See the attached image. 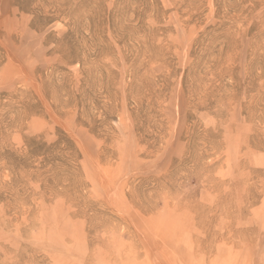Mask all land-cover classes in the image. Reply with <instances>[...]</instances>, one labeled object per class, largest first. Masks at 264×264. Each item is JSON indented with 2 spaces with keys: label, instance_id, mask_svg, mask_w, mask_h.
I'll list each match as a JSON object with an SVG mask.
<instances>
[{
  "label": "rangeland",
  "instance_id": "374dc122",
  "mask_svg": "<svg viewBox=\"0 0 264 264\" xmlns=\"http://www.w3.org/2000/svg\"><path fill=\"white\" fill-rule=\"evenodd\" d=\"M0 264H264V0H0Z\"/></svg>",
  "mask_w": 264,
  "mask_h": 264
},
{
  "label": "trees",
  "instance_id": "16d2710c",
  "mask_svg": "<svg viewBox=\"0 0 264 264\" xmlns=\"http://www.w3.org/2000/svg\"><path fill=\"white\" fill-rule=\"evenodd\" d=\"M17 4H19V3H17ZM19 7H20V5H19ZM20 8H22V7H20Z\"/></svg>",
  "mask_w": 264,
  "mask_h": 264
}]
</instances>
